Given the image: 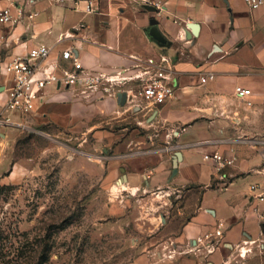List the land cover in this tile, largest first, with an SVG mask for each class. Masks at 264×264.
<instances>
[{"label": "crops", "instance_id": "1", "mask_svg": "<svg viewBox=\"0 0 264 264\" xmlns=\"http://www.w3.org/2000/svg\"><path fill=\"white\" fill-rule=\"evenodd\" d=\"M7 7L36 16L0 23V63L44 45L51 51L39 67L48 72L68 68L61 54L71 50L85 72L127 78L112 96L49 85L31 114L10 117L56 136L92 137L82 153L97 159L77 161L101 177L110 217L166 231L128 264H264V0L255 10L243 0H0ZM151 20L168 46L148 38ZM160 66L173 95L152 106L128 78ZM9 86L0 75V107ZM236 86L251 91L250 105ZM215 153L233 159L223 181L204 159ZM218 227L215 251H197L196 240Z\"/></svg>", "mask_w": 264, "mask_h": 264}, {"label": "rangeland", "instance_id": "2", "mask_svg": "<svg viewBox=\"0 0 264 264\" xmlns=\"http://www.w3.org/2000/svg\"><path fill=\"white\" fill-rule=\"evenodd\" d=\"M12 120L0 124V264H128L165 236L164 228H123L119 214L110 217L101 177L77 161L97 159L82 153L91 136Z\"/></svg>", "mask_w": 264, "mask_h": 264}, {"label": "built area", "instance_id": "3", "mask_svg": "<svg viewBox=\"0 0 264 264\" xmlns=\"http://www.w3.org/2000/svg\"><path fill=\"white\" fill-rule=\"evenodd\" d=\"M243 2L250 10L258 9L263 4V0H243ZM86 11H93L92 2H89ZM35 16L36 13L26 14L20 8L14 14L10 7H7L0 10V23L16 25L24 17L32 20ZM50 51V48L44 45H37L30 48L24 57L17 56L0 63V75L9 77L10 81V86L5 91L7 94L5 103L0 107V124L11 125L15 123L12 122L10 117L12 115L26 117L31 114L36 104L42 102L43 90L49 85L73 88L82 97L87 98L100 89L107 95L112 96L117 91L115 87L123 84L127 80L126 77L118 75L85 72L81 63L71 50H65L61 54L62 58L70 61L68 68L62 67L59 74L53 71L48 72L47 67L42 69V67H39V64L47 60ZM165 62L166 59L161 58V63ZM40 69H42L41 76L37 77V72ZM210 78H212L211 75L209 76ZM128 79L138 80L140 82L137 97L149 105H162L166 99L173 95L168 70L164 67L160 66L157 69H148ZM234 95L238 99L245 101L247 105H250L247 100L251 96L249 89L236 86L234 88ZM204 159L213 163L216 178L222 181L225 178L224 170L233 164L232 158H226L218 153L206 155ZM249 190L256 192L261 190V187L258 184H252ZM263 194L264 192L258 196L259 199L262 198L261 196ZM219 228L196 240L198 244L197 251L202 250L207 255L215 251L218 240L222 236ZM246 253L243 252L241 255H245Z\"/></svg>", "mask_w": 264, "mask_h": 264}, {"label": "water", "instance_id": "4", "mask_svg": "<svg viewBox=\"0 0 264 264\" xmlns=\"http://www.w3.org/2000/svg\"><path fill=\"white\" fill-rule=\"evenodd\" d=\"M144 7L148 11H155V8L154 7H151V6H148V5L147 6H144ZM150 25L151 26H150L149 30L147 31V33H146L147 36H148V38L152 39L153 41H155L159 45H162V46L167 45L168 46V43H167L166 39L159 32V30H158V28H157L156 23H155L154 20H151L150 21ZM188 28H190L191 32H193V34H194V33H196L198 26L196 24H191V25H189ZM185 36L190 37V35H188L186 33H185ZM178 157H179V153H176L175 154L174 166H175V164L177 162Z\"/></svg>", "mask_w": 264, "mask_h": 264}, {"label": "trees", "instance_id": "5", "mask_svg": "<svg viewBox=\"0 0 264 264\" xmlns=\"http://www.w3.org/2000/svg\"><path fill=\"white\" fill-rule=\"evenodd\" d=\"M4 187L3 186H0V190H2Z\"/></svg>", "mask_w": 264, "mask_h": 264}]
</instances>
